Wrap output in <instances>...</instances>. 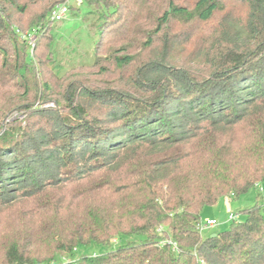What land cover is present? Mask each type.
Listing matches in <instances>:
<instances>
[{
    "label": "trees",
    "instance_id": "16d2710c",
    "mask_svg": "<svg viewBox=\"0 0 264 264\" xmlns=\"http://www.w3.org/2000/svg\"><path fill=\"white\" fill-rule=\"evenodd\" d=\"M65 1L0 0V122L66 80L51 19ZM85 2L96 52L119 68L136 44L153 54L114 86L68 81L64 112L0 132V264H264V204L200 230L205 207L264 184V0ZM177 39L195 65L176 64Z\"/></svg>",
    "mask_w": 264,
    "mask_h": 264
},
{
    "label": "rangeland",
    "instance_id": "374dc122",
    "mask_svg": "<svg viewBox=\"0 0 264 264\" xmlns=\"http://www.w3.org/2000/svg\"><path fill=\"white\" fill-rule=\"evenodd\" d=\"M65 2L76 12L68 11L62 20L52 23L55 34L53 45L55 54L53 55L54 61L52 66L55 67L58 64L60 66V70H58L59 76H63L66 73V80L61 79L57 81L56 86L53 85V90L48 92L46 97L49 100L42 98V95H37L36 99H33L30 95L29 105L9 113L0 122L2 126L0 132L18 125H13L15 122L22 123L24 127L27 126V122H29L28 118L32 114L34 115L38 109L52 108L59 111L66 109L65 94L68 81L75 79L73 81L75 87L100 88L106 83H111L114 86L112 81L119 83V78H117L119 73L124 78H127L126 75L132 69L138 68L139 65L151 58L153 52L149 48L144 49L141 44H136V47L130 49L129 52L134 55L131 65L119 68L112 58L106 57L107 52H104L102 49L100 52H96L95 41L98 36L96 24L98 22L96 20L97 13L95 10L89 8L85 0H66ZM36 39L35 36L34 41ZM175 43H178V47L173 50L172 54L176 60V64L187 65V63H190L191 65H195L197 61L192 53L193 45H186L183 49L184 43L182 40L177 39ZM31 45L34 44L31 43ZM111 57L113 56L111 55ZM32 122L36 124H47L40 117H34ZM64 191L57 189L50 191L49 200L51 201V206H58L60 198L65 193ZM256 203L264 204V196L260 193L259 187L257 186H254L248 192L237 198H230V200L221 198L216 204L205 207L202 211L201 220L204 225L208 219H215L219 222V225L215 228H203L201 233L203 236L208 237L218 231L229 229L233 222L229 220L230 214L236 215V221H244L247 216L243 211L254 206ZM7 212L3 211V214L9 216L11 219L7 224L9 228H14L16 223L13 222V219L16 218V215L5 214ZM9 218L6 217V221ZM117 243L116 238L112 240L113 245Z\"/></svg>",
    "mask_w": 264,
    "mask_h": 264
},
{
    "label": "built area",
    "instance_id": "2783aa9c",
    "mask_svg": "<svg viewBox=\"0 0 264 264\" xmlns=\"http://www.w3.org/2000/svg\"><path fill=\"white\" fill-rule=\"evenodd\" d=\"M68 11H69V5L67 2L58 4L54 8V10L52 11L51 19L53 21H60L65 17V15L68 13ZM34 40H35V35H30L29 36L30 43L34 44V42H35ZM256 186L259 187L260 193L263 194V196H264V184L263 183H257ZM235 218H236V215H234V214L229 215V220L233 221V220H235ZM218 225H219V222L216 221L215 219H208L204 223V225L201 222L200 230L202 231L203 228H213V227L218 226Z\"/></svg>",
    "mask_w": 264,
    "mask_h": 264
},
{
    "label": "crops",
    "instance_id": "0c3cea01",
    "mask_svg": "<svg viewBox=\"0 0 264 264\" xmlns=\"http://www.w3.org/2000/svg\"><path fill=\"white\" fill-rule=\"evenodd\" d=\"M225 199L230 200V198H225ZM215 227H216V226H215ZM215 227H213V228H215Z\"/></svg>",
    "mask_w": 264,
    "mask_h": 264
},
{
    "label": "water",
    "instance_id": "95a60500",
    "mask_svg": "<svg viewBox=\"0 0 264 264\" xmlns=\"http://www.w3.org/2000/svg\"><path fill=\"white\" fill-rule=\"evenodd\" d=\"M213 235H215V234H213Z\"/></svg>",
    "mask_w": 264,
    "mask_h": 264
}]
</instances>
